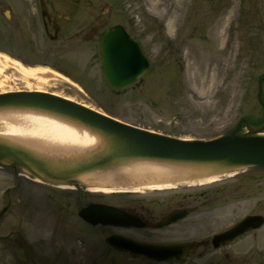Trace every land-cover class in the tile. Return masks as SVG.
Returning <instances> with one entry per match:
<instances>
[{"label": "rangeland", "instance_id": "374dc122", "mask_svg": "<svg viewBox=\"0 0 264 264\" xmlns=\"http://www.w3.org/2000/svg\"><path fill=\"white\" fill-rule=\"evenodd\" d=\"M27 1L0 0V47L22 54L25 65L47 66L76 84L55 81L46 88L180 138H214L243 118L253 126L264 122L258 98L264 77V0H67L77 13L101 14L98 21L106 17L100 31L120 24L140 44L149 68L121 90L103 79L98 34L94 44H71L62 33L51 41L38 21L31 30ZM50 1L54 13L71 17L72 10L60 9L61 0ZM15 15L22 23L18 30L7 25ZM67 19L57 20L65 32L82 30L87 22L99 24ZM10 81L20 86L15 78ZM261 99L264 103V79ZM245 130L242 122L240 131ZM89 202L132 211L148 226L90 225L77 214ZM180 208L189 210L186 217L154 226ZM245 215L264 216V166L240 168L210 183L105 193L86 186L55 187L21 168L0 164V264H264V225L233 244L212 248L214 234ZM114 233L145 242L200 244L185 260L156 262L108 246L104 239Z\"/></svg>", "mask_w": 264, "mask_h": 264}, {"label": "water", "instance_id": "95a60500", "mask_svg": "<svg viewBox=\"0 0 264 264\" xmlns=\"http://www.w3.org/2000/svg\"><path fill=\"white\" fill-rule=\"evenodd\" d=\"M98 46L103 78L116 90L131 85L148 70L149 61L140 44L129 36L122 25L103 31ZM263 79L261 77L259 80L258 98L264 105L261 99ZM6 107L34 108L54 113L81 122L102 134V137L108 138L107 147L98 148L88 156L77 155L76 158L72 156L50 161L49 157L46 158L35 150L0 136V164L21 168L38 181L55 187H60L61 184L84 186L78 179L79 174L114 162L123 163L134 159L220 164L223 169L233 168L235 171L249 166H264V122L252 126L243 118L235 128L223 135L210 139H189L125 122L104 111L50 92L25 89L2 92L0 109ZM242 122L246 127L245 131H240ZM171 180L179 181L178 177ZM187 213L188 209L185 208L174 210L154 226L167 225L183 218ZM78 215L92 225L127 228L148 225L129 210L106 203L90 202L78 210ZM263 223V215H245L232 226L214 234L212 244L218 247L232 243L237 237L259 228ZM104 242L133 256L156 261L184 259L200 244L145 242L115 233L105 237Z\"/></svg>", "mask_w": 264, "mask_h": 264}, {"label": "bare ground", "instance_id": "6f19581e", "mask_svg": "<svg viewBox=\"0 0 264 264\" xmlns=\"http://www.w3.org/2000/svg\"><path fill=\"white\" fill-rule=\"evenodd\" d=\"M6 14H9L8 10ZM11 77L15 78L20 86H13ZM55 81L61 83L65 81L76 86L70 78L47 66L25 65L7 54L0 53V93L24 89L37 90L74 100L60 91L46 88V85H53ZM83 104L97 109L90 104ZM0 120H3L5 125L4 130L0 131L1 137L31 148L46 158L49 157L48 160L72 156L76 158L77 155L88 156L109 144L108 138L102 137V134L89 129L81 122L39 109L1 108ZM235 173L233 168L223 169L220 164L134 159L123 163L114 162L83 172L78 175V179L91 191L111 193L165 189L182 183L204 184ZM173 177H178L180 182H172ZM60 187L74 186L61 184Z\"/></svg>", "mask_w": 264, "mask_h": 264}, {"label": "flooded vegetation", "instance_id": "af4514ba", "mask_svg": "<svg viewBox=\"0 0 264 264\" xmlns=\"http://www.w3.org/2000/svg\"><path fill=\"white\" fill-rule=\"evenodd\" d=\"M64 1V2H63ZM61 6L60 9H66L71 11V17L70 16H66V15H62L60 12H55V7L53 5H51V1L50 0H28L27 1V5L26 8L29 10L28 16H29V25L31 26V30H36V23L37 21L42 24L43 30L45 31L47 37L51 40V41H57L58 37L60 36L59 33H62V36L67 39V40H71L72 43L71 44H78V43H92L94 44L95 42V37L98 34L97 37V56H98V65L100 67V63H99V38L100 35L103 31H105L106 29L118 25V24H113L110 26L105 27L104 29H102L101 31L99 30L101 27L105 26L106 23V17L104 18V16L102 18L99 19L98 21V17H101V14H88V16H85V14L87 12H85L84 10L80 11V13H77V9H73L70 6H67V0H61L59 1ZM65 5V6H64ZM67 6V7H66ZM35 10V12L33 11ZM9 14H7L8 16H6L7 18H11L12 17V13L9 10L8 11ZM37 16V17H34ZM55 15V16H54ZM62 17H66L68 18L67 20H71L74 23H84V21H88L90 20H97L99 22V24H92V22H87L88 26H85L84 29L82 30H75L72 31L70 28L69 30L63 31V28H60V25L58 24L57 20L59 18ZM82 17V18H81ZM38 18V19H37ZM20 17L15 15L12 23H7L8 26H10L13 30H18L20 26H22L21 20H19ZM48 27H51L53 29V32H49L48 31ZM124 27V26H123ZM124 29L126 30V32L129 34V36L134 39L131 35V33L124 27ZM64 33V34H63ZM10 36V35H8ZM61 36V37H62ZM5 40V39H4ZM4 42V41H3ZM0 50L3 52H7L9 54L10 57L18 59L21 62H27L26 59H24L25 57L22 56V54L18 53V52H13L11 50H9L6 47H0ZM31 62H35V61H31ZM38 63L40 62L41 64H45L47 63V61H37ZM101 69V68H100ZM102 73V71H101ZM103 76V74H102ZM104 79V78H103ZM157 223V222H156ZM155 225V224H154Z\"/></svg>", "mask_w": 264, "mask_h": 264}, {"label": "trees", "instance_id": "16d2710c", "mask_svg": "<svg viewBox=\"0 0 264 264\" xmlns=\"http://www.w3.org/2000/svg\"><path fill=\"white\" fill-rule=\"evenodd\" d=\"M264 121V120H263Z\"/></svg>", "mask_w": 264, "mask_h": 264}]
</instances>
